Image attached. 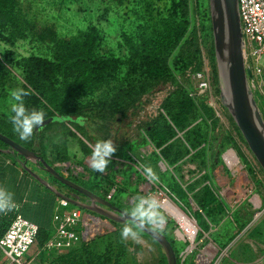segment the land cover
I'll return each instance as SVG.
<instances>
[{"label": "rangeland", "instance_id": "1", "mask_svg": "<svg viewBox=\"0 0 264 264\" xmlns=\"http://www.w3.org/2000/svg\"><path fill=\"white\" fill-rule=\"evenodd\" d=\"M168 1L18 0L23 35H16L10 41L7 37L9 29L5 26L0 28V128H10L11 135L22 141L13 131L9 119L11 104L14 103L11 91L27 85L20 60L28 57L55 60L65 53V50L55 45V39L79 37L88 27L94 26L99 42L94 53L126 61L136 54L142 29L168 16L163 11ZM185 13L189 23L181 39L165 56L169 71H164L163 65H158L141 73L136 67L123 65L110 77L78 92L66 103V107L71 110L72 116L79 114L89 117L87 124L90 132L78 127L72 120L46 125L42 134L45 157L51 162L58 161L60 165L63 162L61 170L67 167L68 164H64L66 161L86 166L84 160L89 158L91 152L85 156L84 148L92 150L91 145L97 141L112 139L117 146L113 156L124 161L111 159L105 172L107 176L91 168H86L82 174H77L74 169L72 173L68 169V175L100 188L98 193L103 196L114 188L111 201L120 204L125 210L131 208L134 197H155L166 222L162 231L166 232L164 234L172 241L178 255L185 250L187 243L173 235L178 223L161 206L166 198L209 233L203 244L211 238L216 243L224 242L225 247L228 246V256H224L218 264H245L251 261V257L252 260L256 259L251 264H264V172L247 149L231 116L221 105L218 94L214 92L216 85H222L215 80L216 66L211 59L213 40L208 0H188ZM261 63L264 71V54ZM35 77L41 85L52 83L62 87L71 80L72 74H58L48 80L38 75ZM202 80L207 81V87L201 85ZM168 97L169 102L172 99L180 103L187 99L189 101L180 105H188L187 109L191 111L190 124L182 131L175 129L181 145L187 146L183 133L194 125L203 138L198 148L200 156L189 157L193 151L188 149L180 164L182 177L177 178L176 174L173 177L183 186L188 179L198 178L214 192L218 200L208 188L209 193L216 198L212 199L221 210L223 221L211 231L194 202L182 192L177 194L167 187L165 183H169L168 177L173 171L163 159L153 155L156 149L146 136L147 124L158 115H165L164 101ZM254 97L264 119V97L257 93ZM227 151L234 153L238 169L225 163L224 154ZM139 162L151 166L167 188L159 183H152L150 188L142 186L147 180L141 174ZM118 163L123 164L122 169L114 170L113 167ZM36 170L39 176L47 175L45 171ZM116 175L121 177H116L117 182L114 180ZM86 176H90L89 180ZM114 183L116 186L112 187ZM253 197H257L259 204L255 203ZM121 228L113 230L109 226L103 233L91 238L87 250L100 255L103 264H161L160 247L150 237L143 233L137 239L122 240ZM102 236L104 246L98 250L96 246ZM50 251H44L43 259L54 256ZM68 253V264H97L94 259L85 260L86 254L77 249L69 248ZM196 254H188L183 264H194Z\"/></svg>", "mask_w": 264, "mask_h": 264}, {"label": "trees", "instance_id": "2", "mask_svg": "<svg viewBox=\"0 0 264 264\" xmlns=\"http://www.w3.org/2000/svg\"><path fill=\"white\" fill-rule=\"evenodd\" d=\"M187 5L188 0H169L167 6L163 9L168 16L161 19V22L147 25L142 29L139 36L137 52L126 61L118 57L96 55L94 53L99 45L97 31L94 26L88 27L79 37L75 36L68 40L55 39V45L65 50V53L60 54L55 60L35 57H28L20 60L19 63L22 65L24 73H26L25 82L27 83V85H23L22 88H30L32 90V95L24 98L25 106L29 109H43L46 113V118L54 115L68 116L78 127L84 128L87 132H90L87 124L89 117L79 114L72 116L71 110L66 107V103L81 90L113 75L123 65L136 67L141 70V73L149 68H155L158 65H163L162 69L164 71H169V68L166 66L165 56L167 51L181 39L189 23L185 13ZM3 26L9 29L7 37L10 41L16 35H23L24 26L18 13V0H0V28ZM211 59L215 66L213 46L211 50ZM214 70L216 72L214 74L215 80L218 82L216 67ZM70 73L72 74L71 80L65 82L62 87L54 86L52 83L47 86L45 84L41 85L37 77H35L38 75L40 78L48 80L58 74ZM214 92L219 94L218 85L214 87ZM63 96H65V98H62ZM169 98L170 97L166 99V102L164 101L165 115L160 114L149 122L145 132L153 147L158 149V152L153 155L164 159L168 164H174L183 158V155L188 152V149L193 151L191 156L194 158L199 157L198 148L201 146L203 138L198 133L196 125H194L183 133V138L187 146L183 147L181 145L180 138L176 137L177 131H175V129L182 131L190 124L191 111L187 109L188 105H180L183 102L189 103V101L187 99V101L180 103L177 102L176 99H172V101L169 102ZM49 124H52V122ZM0 133L36 152L46 160L42 140L43 130L38 133L34 132L28 143L19 141L12 136L11 129L8 127L4 129L0 128ZM1 145L6 147L2 142ZM90 152V148H84V154L87 155L90 154ZM48 177L52 182H56L51 176L48 175ZM58 184L63 187L62 184ZM16 213L17 208L6 215L0 214V236L4 233ZM121 225L123 226L124 224ZM140 234H143V232L140 231ZM47 239V234L42 236L38 231L35 243L38 241L40 251L43 249V244ZM169 241L172 244L170 239ZM86 246H88V243H82L80 246L74 247V249L85 253L87 256V258L85 256V260L91 261L94 259L95 263L103 264V262H101L102 257L89 252ZM53 255L54 256L48 260L42 257L40 264H68L67 260L70 259L68 250ZM44 261L45 263H43ZM71 264H73V262ZM161 264H166V259L162 250Z\"/></svg>", "mask_w": 264, "mask_h": 264}, {"label": "water", "instance_id": "3", "mask_svg": "<svg viewBox=\"0 0 264 264\" xmlns=\"http://www.w3.org/2000/svg\"><path fill=\"white\" fill-rule=\"evenodd\" d=\"M208 5L217 78L222 85L218 86L220 103L231 116L247 149L264 172V119L247 83L237 0H208ZM71 120L68 116H50L45 118L42 129H34V132L38 133L51 122ZM0 141L6 145V149L2 150L4 153L15 156L17 162L28 174L59 198L108 221L119 224L127 221L124 209L74 182L36 152L2 133H0ZM27 161L45 171L63 187L57 188L53 182L39 176L28 168ZM140 231L161 248L166 264H177L174 248L162 231L152 232L148 229Z\"/></svg>", "mask_w": 264, "mask_h": 264}, {"label": "crops", "instance_id": "4", "mask_svg": "<svg viewBox=\"0 0 264 264\" xmlns=\"http://www.w3.org/2000/svg\"><path fill=\"white\" fill-rule=\"evenodd\" d=\"M4 149H6V147H4L0 144V186L7 187L10 191H12L15 194L14 200H15V203L17 205V207H16L17 213L22 218H24L30 222L35 223L39 228V234L42 236H45L47 234L48 238H49V235L51 233H53L55 228L57 227V224L59 222V213L62 214L64 212V209L59 208V206H58V200L60 198L58 196H56L51 190L46 188L43 184H41L38 180H36L34 177H32L30 174H28L20 166V164L17 162L15 156L4 153V151H2ZM156 152H158V149H156ZM191 154L192 153L189 154V157H191ZM84 155L88 156V154L87 155L84 154ZM87 159L88 158L86 157L84 160V164L86 166L74 165V164H71L70 162L68 163L66 161L64 164H68L67 167L65 166V168L63 170H61L60 166L62 165L63 162H61V165H60V163H58V161L51 162L46 158V160L49 164H53L57 170L62 172L68 178H70L74 182L84 186L87 189H91L92 191H94L100 195V193H98L101 191L100 188L97 189L96 187H94V185L89 186L83 182L76 180L75 177H70V175H68V169L72 173L74 172V170L78 172L77 174L84 173V170L86 168H89V166L87 164ZM111 159H115V160H118L120 162L124 161V160L120 159L118 156H112ZM182 160H183V158L174 164H168L163 159V161L166 163V165L172 169L173 174L168 177V179L170 178V180H168L169 181L168 184L163 182L161 179H159V184H162L164 186L163 183H165L167 185V187H169L175 193L179 194L180 192H182L183 194L186 195L187 198L189 197L194 202L198 212L201 215H203L205 221H207L208 227H214L215 228L216 226H218V223H220V224L222 223L223 216L220 214L221 210H219L215 206L216 204L213 201V199L216 197V195L210 189V187H208V188L210 189L211 193L215 197H213V195L211 193H209L208 188L205 185H203V183H201L200 180H197L198 178L188 179L187 182H185L184 186H183L180 182H177V180L175 179L176 177L175 178L173 177L174 174H176L177 178L182 177L180 175V172H181L180 164H181ZM191 161L194 162V160H191ZM125 163L131 164L130 161H125ZM139 164H140V166L142 165L140 162H139ZM26 165L28 166V168H30L34 172L38 173L36 170L38 168L33 163L27 161ZM122 167H123V164L118 163V164H115L113 169L114 170L122 169ZM141 170H142V168H141ZM176 170H178V171H176ZM141 174L143 175V173H141ZM103 175L107 176L108 174L103 173ZM116 177L118 178L120 176H118V175L115 176V179H114L115 182H117ZM44 178H46L49 182H52V180L48 177V174L45 175ZM89 178H90V176H86L87 180H89ZM57 182L58 181H56V182L53 181L54 186L57 188H62L58 184L59 182L58 183ZM152 185L153 184L149 183L148 181H146L142 184V186H145L148 188H150ZM114 186H116V183H114L112 185V187H114ZM167 187H165V188H167ZM112 190H113V194H112V196H113L114 192H115L114 188L108 190V193ZM238 194H236V196H239ZM100 196H102L103 198L106 199V195H104V196L100 195ZM176 197L180 201L182 200L181 199L182 197L179 198L180 196H178V195H176ZM111 200H112V198L108 201L112 202ZM216 200H218V198ZM115 205L121 209H124L122 206H120V204H115ZM81 210H82L81 221H82L83 227H85V229L91 233V236H92L91 238L95 237L97 234L103 233L104 230L109 228V226H111L113 230L122 226L119 223H114L112 221L106 220L105 218L97 217L92 212H89V211H86L83 209H81ZM165 225H166V222H165ZM165 225H164V227H165ZM162 232L166 233L164 231H162ZM173 235L178 240H180L177 237L176 230H174ZM91 240L92 239H90L89 242ZM210 240L216 245V247L218 249L223 250L224 248H226L224 245L225 244L224 242H223L224 243L223 244V243H216L211 238H210ZM103 241H104V238L102 236L100 238L99 242L97 243L96 249L102 250V248L104 246V242H105V241L104 242ZM157 247H158V245H157ZM39 248H40L39 243H38V241H36V243L32 246V248L25 255V260H26L27 264H40V260L43 257L44 251H47L49 249H42L40 251ZM41 252H43V253H41ZM159 252H160V250H159ZM52 253L56 254L53 251H52ZM176 256H177V254H176ZM255 260L256 259L252 260V257H251V261L248 263H245V264H249V263L251 264ZM160 261H161V253H160ZM43 263H45V261ZM0 264H15V263L6 262L4 257L0 254Z\"/></svg>", "mask_w": 264, "mask_h": 264}, {"label": "built area", "instance_id": "5", "mask_svg": "<svg viewBox=\"0 0 264 264\" xmlns=\"http://www.w3.org/2000/svg\"><path fill=\"white\" fill-rule=\"evenodd\" d=\"M237 5L247 83L253 95L257 93L260 97H264V71L261 63L264 54V0H237ZM201 85L207 87V81L202 80ZM112 194L113 190L106 194V199L110 200ZM58 206L64 209V212L59 213L57 227L43 244V249L52 250L56 254L66 252L69 248L78 247L82 243H88L92 237L91 233L83 227L82 210L79 207L73 206L61 198L58 200ZM196 227L194 238L190 240L187 232L183 231L178 223L175 230L176 232L180 231L182 235H177V237L187 243V246L179 255L177 254V260L179 258L177 264H183L186 256L194 252H197L193 259L194 264H218L224 256H228V246L220 250L211 240L203 244L204 238L209 233L202 230L197 224ZM212 228L214 227H209V231ZM38 231L39 228L35 223L16 213L0 236V254L5 261L27 264L25 255L35 243ZM198 235L200 238L197 239Z\"/></svg>", "mask_w": 264, "mask_h": 264}, {"label": "clouds", "instance_id": "6", "mask_svg": "<svg viewBox=\"0 0 264 264\" xmlns=\"http://www.w3.org/2000/svg\"><path fill=\"white\" fill-rule=\"evenodd\" d=\"M10 95L14 101L11 104V115L9 117L12 129L20 140L29 141L34 134V129H42L46 113L43 109H29L25 106L24 98L32 95L30 88L14 89ZM91 149V154L87 159L89 168L94 172L105 173L112 156L117 151L116 144L112 139L99 140L91 145ZM140 167L149 183H159L160 178L151 166L141 165ZM14 195L7 187L0 186V214L6 215L16 209ZM159 209L160 204L155 197H134L131 208L125 210L127 221L120 230L121 239H137L142 229H148L152 232L162 231L165 218Z\"/></svg>", "mask_w": 264, "mask_h": 264}, {"label": "bare ground", "instance_id": "7", "mask_svg": "<svg viewBox=\"0 0 264 264\" xmlns=\"http://www.w3.org/2000/svg\"><path fill=\"white\" fill-rule=\"evenodd\" d=\"M224 161L229 167L237 168L236 165L237 161L235 158V155L232 151H227L224 154ZM255 203L257 202V197H253ZM256 204H259L257 202ZM162 208L166 211V213L170 216H172L176 222L179 223V225L184 229L185 232H187L188 237L190 240L194 238L195 232L197 230V227L195 225V222L190 219V217L185 214L180 208L169 198H166L161 203ZM178 236H181L182 234L180 231L176 232Z\"/></svg>", "mask_w": 264, "mask_h": 264}]
</instances>
